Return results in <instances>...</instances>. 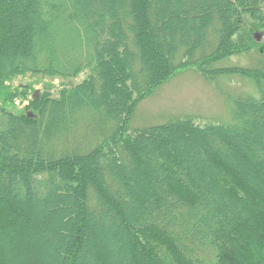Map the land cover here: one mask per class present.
<instances>
[{
    "label": "trees",
    "instance_id": "16d2710c",
    "mask_svg": "<svg viewBox=\"0 0 264 264\" xmlns=\"http://www.w3.org/2000/svg\"><path fill=\"white\" fill-rule=\"evenodd\" d=\"M259 35L264 0H0V264H264V66L208 68ZM188 68L257 94L131 129Z\"/></svg>",
    "mask_w": 264,
    "mask_h": 264
},
{
    "label": "rangeland",
    "instance_id": "374dc122",
    "mask_svg": "<svg viewBox=\"0 0 264 264\" xmlns=\"http://www.w3.org/2000/svg\"><path fill=\"white\" fill-rule=\"evenodd\" d=\"M260 42H264L260 35ZM264 66V57L257 51L249 54L233 55L221 59L209 69L220 67ZM88 71H83L79 76L66 80L67 85L78 84L86 79ZM61 78L48 76H33L27 74L15 79V85L25 86L32 83L33 88L40 91L45 84L53 83L54 91L63 87ZM257 94V88L252 80L238 74H220L208 77L195 68L180 70L137 105L131 121V129L164 124L175 117L193 116L201 124L205 123H232L235 117L234 99L238 96ZM21 100H16L20 104ZM23 103L20 104L22 108Z\"/></svg>",
    "mask_w": 264,
    "mask_h": 264
},
{
    "label": "water",
    "instance_id": "95a60500",
    "mask_svg": "<svg viewBox=\"0 0 264 264\" xmlns=\"http://www.w3.org/2000/svg\"><path fill=\"white\" fill-rule=\"evenodd\" d=\"M257 38L260 39V36H258Z\"/></svg>",
    "mask_w": 264,
    "mask_h": 264
}]
</instances>
